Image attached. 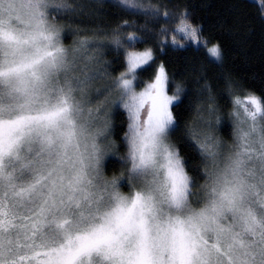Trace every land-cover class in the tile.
I'll list each match as a JSON object with an SVG mask.
<instances>
[{"label": "snow or ice", "instance_id": "snow-or-ice-1", "mask_svg": "<svg viewBox=\"0 0 264 264\" xmlns=\"http://www.w3.org/2000/svg\"><path fill=\"white\" fill-rule=\"evenodd\" d=\"M191 17L163 0H0V264H264V87L225 72ZM177 33L206 53L193 89L157 63L187 48Z\"/></svg>", "mask_w": 264, "mask_h": 264}, {"label": "trees", "instance_id": "trees-1", "mask_svg": "<svg viewBox=\"0 0 264 264\" xmlns=\"http://www.w3.org/2000/svg\"><path fill=\"white\" fill-rule=\"evenodd\" d=\"M163 2L188 5L192 12V21L203 25V35L208 38L210 44L220 42L223 45L224 71L230 73L244 89L260 95L264 87V22L260 17L261 9L256 3L249 0H163ZM106 11L108 24L114 26L120 22V15L116 9ZM138 22L142 24L143 19L140 18ZM156 51L157 63L163 61L170 76H174L176 80L185 79L189 89L195 87L191 69L205 63L206 53L203 48L195 50L194 46L188 45L185 50L169 49L163 55L159 53L158 48ZM178 64L185 66L189 71L181 76L177 69ZM116 68L117 71L120 70L118 65ZM218 75L219 73L213 70L210 79L213 88L220 92L222 86L217 81ZM217 102L226 114L229 110L226 106L227 98L218 97ZM187 104L188 100L185 98L180 109L181 122L189 121L195 124L197 122L195 115ZM119 123L117 120L118 125Z\"/></svg>", "mask_w": 264, "mask_h": 264}, {"label": "rangeland", "instance_id": "rangeland-1", "mask_svg": "<svg viewBox=\"0 0 264 264\" xmlns=\"http://www.w3.org/2000/svg\"><path fill=\"white\" fill-rule=\"evenodd\" d=\"M249 1L256 3V4L260 7L261 10L264 9V0H249ZM171 38H172V37H171V34H170L169 37H168L169 43H170V41H171ZM176 38H177V40H178L179 42H181V43H187V45H192V46H194L193 44H191V43H189V42L183 40L182 37H181V35H180L179 33L176 34ZM194 47H195V46H194ZM201 48H202V47H201ZM195 125H196L197 127H199V123H198V121L195 123Z\"/></svg>", "mask_w": 264, "mask_h": 264}]
</instances>
